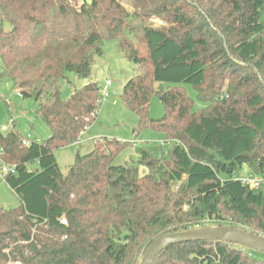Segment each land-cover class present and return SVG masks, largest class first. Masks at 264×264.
<instances>
[{
	"label": "trees",
	"instance_id": "obj_1",
	"mask_svg": "<svg viewBox=\"0 0 264 264\" xmlns=\"http://www.w3.org/2000/svg\"><path fill=\"white\" fill-rule=\"evenodd\" d=\"M122 1L0 0V78L34 100L49 129L27 146L14 125L0 132V158L16 168L5 184L20 202L0 210V264H141L155 239L201 227L264 237V183L238 179L243 164L264 179V0H128L130 10ZM152 18L163 24H145ZM105 38L137 66L120 97L137 116L134 136L149 129L171 146L137 148L136 162L115 165L131 143L95 139L62 173L54 151L95 121L99 89L62 100L59 80L87 79ZM258 253L185 242L153 264H264Z\"/></svg>",
	"mask_w": 264,
	"mask_h": 264
},
{
	"label": "rangeland",
	"instance_id": "obj_2",
	"mask_svg": "<svg viewBox=\"0 0 264 264\" xmlns=\"http://www.w3.org/2000/svg\"><path fill=\"white\" fill-rule=\"evenodd\" d=\"M122 4L130 10L128 0ZM134 26L139 25L138 20L131 21ZM145 24L160 27L163 23L152 18ZM139 47L141 45L139 43ZM101 56H95L91 65L90 75L87 79L78 78L71 72L65 73L64 78L59 80V93L62 100L69 99L70 95L87 84H95L100 90L108 81L111 82L109 96H99V109L95 121L88 127L79 138L78 143L60 148L54 151V157L60 171L65 173L69 166L75 162L77 155L83 156L93 150L95 139H116L121 142H133L115 161V165L133 163L137 161L135 150L148 145L161 146L163 151L168 152L171 143L163 140L161 133L145 129L136 137L133 129L137 125V116L129 110L121 101V93L126 82L137 74V66L121 53L112 39L105 38L101 43ZM145 56V50H142ZM165 86V85H164ZM186 94L194 101L193 109H199L202 105L196 99V91L189 84L183 85ZM98 90V93H99ZM36 104L33 99H22L18 91L14 89L10 80L0 78V132L7 134L14 125L21 136L30 141L42 142L49 136V129L36 114ZM163 106L156 95L149 102V116L159 119L163 116ZM145 167H140L139 173L144 174ZM250 174L247 165L243 164L238 173V179L246 178ZM20 202L17 196L2 183L0 184V210L17 208ZM259 258L264 254L258 253Z\"/></svg>",
	"mask_w": 264,
	"mask_h": 264
},
{
	"label": "water",
	"instance_id": "obj_3",
	"mask_svg": "<svg viewBox=\"0 0 264 264\" xmlns=\"http://www.w3.org/2000/svg\"><path fill=\"white\" fill-rule=\"evenodd\" d=\"M90 3V0H87ZM224 242L254 252L264 253V237L230 226H211L167 234L155 239L146 249L141 264H153L154 259L167 247L185 242Z\"/></svg>",
	"mask_w": 264,
	"mask_h": 264
},
{
	"label": "built area",
	"instance_id": "obj_4",
	"mask_svg": "<svg viewBox=\"0 0 264 264\" xmlns=\"http://www.w3.org/2000/svg\"><path fill=\"white\" fill-rule=\"evenodd\" d=\"M111 82H107L100 90H99V96L101 98H106L109 96L108 88L110 86ZM85 132H81L76 140H74V144L78 143L79 138L84 134ZM30 137L27 136L26 139L22 140V145L27 146L30 143ZM133 143V142H131ZM16 173V168L13 165L6 164L1 158H0V184L5 183L6 178L10 175H14ZM243 185H247L251 188H257L261 184L264 183L263 178L256 177L252 174H249L246 178L239 179Z\"/></svg>",
	"mask_w": 264,
	"mask_h": 264
}]
</instances>
